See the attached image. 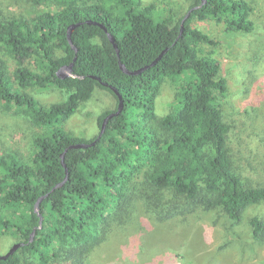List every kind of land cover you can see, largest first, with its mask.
Wrapping results in <instances>:
<instances>
[{"label": "trees", "instance_id": "trees-1", "mask_svg": "<svg viewBox=\"0 0 264 264\" xmlns=\"http://www.w3.org/2000/svg\"><path fill=\"white\" fill-rule=\"evenodd\" d=\"M32 1L30 16L0 8V52L15 65L11 74L0 57V106L40 130L29 158L0 149V235L24 244L0 264H108L113 257L104 256L115 252V240L128 238L136 245L156 228H190L200 214L211 215L213 225L233 238L245 226L251 246L262 250L264 181L245 175L232 144L237 127L225 120L220 101L227 91L220 84L222 63L214 51L203 49L217 43L194 26L215 21L229 39L249 36L260 42L264 24L256 21L257 7L248 0H207L181 32L186 15L203 0L178 6L162 0L168 8L141 0ZM42 6L49 7L39 11ZM87 20L107 27L120 60L107 33ZM78 23L83 24L72 34L76 53L67 29ZM166 49L157 65L139 75L120 68L119 61L130 71L142 69ZM75 57L74 72L84 79H60L57 72ZM103 83L118 89L124 110L109 120L96 145L66 152L64 182L65 151L99 136H75L69 121L98 90L117 100L115 109L99 117L100 130L117 111L118 98ZM167 84L175 85L173 107L158 114L157 99ZM34 88L59 90L67 99L44 105L29 92ZM261 98L264 117V94ZM42 197L39 229L35 206Z\"/></svg>", "mask_w": 264, "mask_h": 264}, {"label": "rangeland", "instance_id": "rangeland-1", "mask_svg": "<svg viewBox=\"0 0 264 264\" xmlns=\"http://www.w3.org/2000/svg\"><path fill=\"white\" fill-rule=\"evenodd\" d=\"M141 1L142 5L155 3L168 8V1ZM171 1L176 6L183 4V0ZM248 1L257 7L256 21L264 24V0ZM48 7L42 6L39 11L47 10ZM0 8L25 16L34 12L32 0H0ZM194 26L217 43L214 47L205 46L203 49L205 53L214 51L215 57L222 63L220 84L225 85L227 91L220 96V101L225 120L237 127L232 144L243 158L245 175L264 181V117L260 102L261 95L264 94V40L257 42L258 40H251L249 36L229 39L224 36V25L215 21L195 22ZM58 55L62 56L61 53ZM0 57L7 61L9 72L13 74L15 65L10 57L1 52ZM174 86L167 84L162 87L156 105L158 114H166L173 107ZM29 92L44 105L67 99L66 94L56 89L39 91L34 88ZM116 106L117 100L111 93L98 90L94 99L69 121L67 128L75 136L91 139L100 133L97 122L101 114ZM39 132L24 116H16L0 106V149L3 152L18 153L29 158L34 152L33 136ZM259 213H264V209ZM198 217V220L191 221L193 224L190 228H156L146 239L140 238L136 245H129L132 243L128 238H123L122 242L126 243V247L121 239L115 240V252L108 253L104 258L110 255L113 257L108 264H259L264 259V248L258 252V246H251L252 240L243 232L245 226L237 230L242 237L240 235L233 238L220 226L213 225L211 215L200 214ZM143 220L144 223L152 224L150 230L154 227L155 222ZM16 240L13 236L0 235V255L6 254L17 243Z\"/></svg>", "mask_w": 264, "mask_h": 264}, {"label": "water", "instance_id": "water-1", "mask_svg": "<svg viewBox=\"0 0 264 264\" xmlns=\"http://www.w3.org/2000/svg\"><path fill=\"white\" fill-rule=\"evenodd\" d=\"M207 0H203V3L201 6L191 10L190 13H188L186 15V17L184 18L183 22H182V25H181V32H183V29H184V24L185 22L189 19L191 13L196 10V9H200L205 3H206ZM88 25H97L99 27H101L108 35V38L110 39L111 43L114 45L116 51H117V54L119 56V60H120V51H119V48H118V45L116 43V40L114 38V36L109 33L107 27L104 25V24H101V23H98V22H95V21H91V20H87L86 22ZM83 23H78V24H75V25H71L70 27H68L67 29V36H68V40L70 42V44L72 45L73 49L75 50V52L77 53L78 52V49L73 45L72 43V34L73 32L75 31L76 28H78L79 26H81ZM168 52V49H166L151 65L149 66H146L142 69H139L137 71H130L121 61H119L120 63V68L121 70L126 74V75H130V76H134V75H139L143 72H145L146 70L154 67L155 65H157V63L162 59V57ZM77 60V57H75V59L68 65H65L63 66L58 72H57V76L64 80V79H67V78H74V79H84V77L82 76H78L77 74H75L74 72V67H75V62ZM95 79L99 80L101 82L100 79L94 77ZM103 85L105 87H109L113 92L114 94L116 95V97L118 98V101H119V104H118V108H117V111L115 113H112L110 114L103 122V125L101 127V130H100V133H99V136L97 138V140L95 142H93L92 144H84V143H79V144H75V145H72L70 146L66 151L65 153L62 155V163L64 165V167L66 168V173H67V177L65 179L64 182L67 181V178H68V170H67V167L65 165V162H64V158H65V154L66 152H68L69 150H73V149H87L89 147H92L94 145H96V143L102 138V136L104 135L105 131H106V128H107V124L109 122V120L113 119L114 117H117L119 116L123 110H124V100H123V96L120 94V92L118 91V89H116L115 87L113 86H109L108 84L106 83H103ZM63 184L59 185V186H62ZM45 197H42L38 200V202L36 203V206H35V211L36 213L38 214V216L41 218L40 219V224H39V229L42 228V224H43V217H42V214H41V209H40V205L41 203L43 202ZM35 234H36V230L32 233L31 235V240L30 242H33L34 240V237H35ZM24 244L22 243H17V244H14L11 249L4 255H0V260H7L9 257L13 256L21 247H23Z\"/></svg>", "mask_w": 264, "mask_h": 264}]
</instances>
